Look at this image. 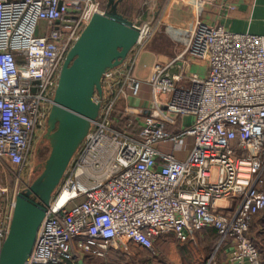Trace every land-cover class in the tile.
I'll list each match as a JSON object with an SVG mask.
<instances>
[{
    "label": "built area",
    "instance_id": "built-area-1",
    "mask_svg": "<svg viewBox=\"0 0 264 264\" xmlns=\"http://www.w3.org/2000/svg\"><path fill=\"white\" fill-rule=\"evenodd\" d=\"M204 2L192 0L191 25H169L182 48L152 65L148 112L119 101L140 96L135 68L149 23L138 25L126 59L106 70L98 117L52 196L27 264H65L132 244L153 250L162 234L189 241L210 227L218 238L207 264L222 247L232 264H264L250 234L264 211V33L203 20ZM69 8L80 11L56 27ZM106 9L103 0H0V165L16 167L17 178L47 125L68 50ZM194 60L206 63L205 75L190 70ZM159 142L187 155L162 151ZM8 190L0 185V245L15 198Z\"/></svg>",
    "mask_w": 264,
    "mask_h": 264
},
{
    "label": "water",
    "instance_id": "water-1",
    "mask_svg": "<svg viewBox=\"0 0 264 264\" xmlns=\"http://www.w3.org/2000/svg\"><path fill=\"white\" fill-rule=\"evenodd\" d=\"M120 1L107 0L104 12H94L66 54L43 134L49 153L36 166V177L15 194L0 264H27L52 196L98 117L104 73L120 65L139 39V26L118 10ZM79 11L69 8L65 20H55V26L70 25Z\"/></svg>",
    "mask_w": 264,
    "mask_h": 264
},
{
    "label": "crops",
    "instance_id": "crops-1",
    "mask_svg": "<svg viewBox=\"0 0 264 264\" xmlns=\"http://www.w3.org/2000/svg\"><path fill=\"white\" fill-rule=\"evenodd\" d=\"M153 1H155L153 19H155L156 27L154 33L139 53L135 68V74L143 80L140 96L131 97L126 95L119 101L120 108L123 109L129 106L131 110L142 113L148 112L151 107V90L146 79L149 76L152 65L155 62H169L182 48V42L176 40L169 32V25L183 28L191 25L195 19L192 0ZM200 16L207 22L220 24L235 32L264 33V0H205ZM189 68L191 71L198 72L201 75H205L208 70L206 63L201 60L192 61ZM190 119V116L184 117L185 122ZM168 128L174 130L171 126ZM188 140L190 142L191 138H188ZM155 146L162 151L173 153L179 158H184L187 155L185 150L175 149L168 142H159ZM190 147L188 148L190 149ZM166 148H170V150ZM205 230L203 231L205 232ZM250 234L260 252L262 251L261 256L264 261V211H260L254 216ZM205 235L206 232L202 237L198 235V238L196 236L194 240L189 241L196 242L199 238L201 241L205 238ZM114 255L113 250L109 249L103 256L86 254L76 261L79 264H110L109 257ZM174 260L177 261L175 258ZM212 264H232L228 258L227 248L222 247L217 251L212 259Z\"/></svg>",
    "mask_w": 264,
    "mask_h": 264
},
{
    "label": "rangeland",
    "instance_id": "rangeland-1",
    "mask_svg": "<svg viewBox=\"0 0 264 264\" xmlns=\"http://www.w3.org/2000/svg\"><path fill=\"white\" fill-rule=\"evenodd\" d=\"M127 2H128V4H131V6L133 7L132 10L130 11V15H131L133 21L137 25H141V26H143L144 24L149 23V27L151 29V33H148V36H146L144 41H143V46L141 48V50H142L144 45L146 44L147 40L154 33V30H155V27H156L155 19H153L154 18L153 17V14H154L153 13V11H154L153 8H154V2L155 1H153V0H127ZM46 28H48V23L46 21H44V20H41L40 23H39V30L41 32H45V30H47ZM45 127L46 126H43L42 128L38 129L37 137L35 138V141H34V143L32 144V147H31V152H30L29 159L27 160V164H26L25 168L23 169V171L21 172V175L18 176L19 178H17V176L15 174V173H17L15 171L16 167L11 166V165H9V166L0 165V185L7 186L9 188L8 192H9V196L10 197L15 196V194L19 190L25 188L26 186H28L31 183V181L38 174V171L34 170L35 167L40 162L44 161L45 158L47 157V155L49 153L48 142H44V144L38 150V144L40 143L41 138H43V134H44V132L46 130ZM157 146H158V144H157ZM166 149L170 150V148H166ZM204 233L205 232L203 230L198 232L197 233V238H198V235L200 237H202L204 235ZM174 241L177 242L176 239H174ZM156 245H157V242H156ZM133 246H134V244H132L130 246V250H131L130 251L131 252V257L130 258H132V260L129 259L130 264L134 260H137V259L142 260L143 257H147L148 261L144 262L142 260V263L140 262V264H156V263L160 264L161 263V262H158L157 260H155L153 258L152 253L145 252V251H142V250L141 251L136 250V248H133ZM175 246L178 247V245H175ZM199 246H203V244L200 243ZM156 248L159 249L158 245H157ZM209 248H207V250H206L208 253L211 252V249L209 250ZM159 251H160L159 252L160 256L162 255L161 257L163 259H167V260H169L171 262L179 264V260L176 262V261H174L172 259V257H170L169 255L165 254L161 249H159ZM208 259L209 258H206L204 264H207V260ZM123 260L124 259L121 258V260H120L121 262L119 264H125L124 262H122ZM110 264H112V263H110ZM209 264H212V261Z\"/></svg>",
    "mask_w": 264,
    "mask_h": 264
},
{
    "label": "trees",
    "instance_id": "trees-1",
    "mask_svg": "<svg viewBox=\"0 0 264 264\" xmlns=\"http://www.w3.org/2000/svg\"><path fill=\"white\" fill-rule=\"evenodd\" d=\"M103 1L107 3V0H103ZM132 8L133 7L131 6V4H128L127 0H122L118 3V10L131 19L132 17L130 15V11L132 10ZM205 232H206L205 238H203L201 241H200V238L196 242L195 241H180V240H177L174 234L170 232V233H165V234L160 235L155 240L153 250L141 247L138 244H134L133 248H136V250H139V251L142 250L145 252L152 253L153 258L157 260L158 262H161L162 264H178V263H174L167 259H163L161 257L162 255L160 256L159 249H161L165 254L172 257L173 260L174 258L177 259V261L179 260V264H204L206 258H208L210 254L212 253V251L214 250L217 244V238H218L217 230L214 227L206 228ZM174 239H176L177 242H175ZM156 242H157L159 249L156 248L157 247ZM200 243H202L203 246H199ZM175 245H178V247H176ZM207 248H209V250L211 249L210 253L206 251ZM111 250H113L115 255L109 257L110 263L119 264L121 262L120 261L121 258H123L124 260L122 262H124L125 264H130L129 259L132 260V258H130L131 250L125 251L123 248H116V249L112 248ZM142 260L144 262H147L148 258L143 257ZM142 260L140 259L134 260L133 262H131V264H140V262L142 263ZM65 264H79V263L76 260H68Z\"/></svg>",
    "mask_w": 264,
    "mask_h": 264
},
{
    "label": "flooded vegetation",
    "instance_id": "flooded-vegetation-1",
    "mask_svg": "<svg viewBox=\"0 0 264 264\" xmlns=\"http://www.w3.org/2000/svg\"><path fill=\"white\" fill-rule=\"evenodd\" d=\"M44 142H47L46 139L41 138L40 143L38 144V150L41 148V146L44 144ZM36 168V167H35ZM35 170V169H34ZM37 171V170H35Z\"/></svg>",
    "mask_w": 264,
    "mask_h": 264
}]
</instances>
